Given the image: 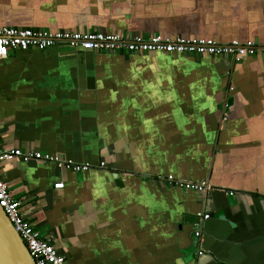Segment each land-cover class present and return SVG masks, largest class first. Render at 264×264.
<instances>
[{
  "label": "crops",
  "instance_id": "1",
  "mask_svg": "<svg viewBox=\"0 0 264 264\" xmlns=\"http://www.w3.org/2000/svg\"><path fill=\"white\" fill-rule=\"evenodd\" d=\"M0 26L264 47V0H0ZM13 150L90 168L0 161L68 264H264V51L0 54V151Z\"/></svg>",
  "mask_w": 264,
  "mask_h": 264
},
{
  "label": "built area",
  "instance_id": "2",
  "mask_svg": "<svg viewBox=\"0 0 264 264\" xmlns=\"http://www.w3.org/2000/svg\"><path fill=\"white\" fill-rule=\"evenodd\" d=\"M56 46H65L72 50L91 53L146 54L154 52L168 55L216 56L231 58L234 63L240 62L245 56H254L257 52L264 51V47L256 44L242 45L238 42L221 45L211 40L184 38L172 40L160 35H151L147 38L143 36L125 37L97 31L85 33L76 31L49 32L0 26V54L10 51H44ZM3 159H17L24 163L54 164L61 170L75 173L90 169L88 165L76 164L57 156L21 152L20 150L0 151V161ZM104 166L101 164L100 167ZM166 181L169 186L179 187L185 191L207 192L210 190L207 183L184 182L175 180L171 176H168ZM55 188H63V183L56 184ZM228 194L234 195L233 192ZM0 207L26 246L35 264H68L65 257L57 252L51 241L44 239L40 232L24 218L20 209L21 203L12 196L1 174ZM202 219H208V215L203 216ZM194 237L199 239L200 230L194 232ZM198 254L201 255V252Z\"/></svg>",
  "mask_w": 264,
  "mask_h": 264
},
{
  "label": "water",
  "instance_id": "3",
  "mask_svg": "<svg viewBox=\"0 0 264 264\" xmlns=\"http://www.w3.org/2000/svg\"><path fill=\"white\" fill-rule=\"evenodd\" d=\"M0 264H35L26 246L0 207Z\"/></svg>",
  "mask_w": 264,
  "mask_h": 264
}]
</instances>
